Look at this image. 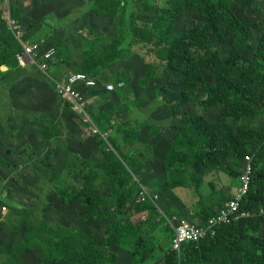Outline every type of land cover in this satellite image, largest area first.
Masks as SVG:
<instances>
[{
  "label": "rangeland",
  "instance_id": "374dc122",
  "mask_svg": "<svg viewBox=\"0 0 264 264\" xmlns=\"http://www.w3.org/2000/svg\"><path fill=\"white\" fill-rule=\"evenodd\" d=\"M99 1L0 0V28L6 26L14 35L20 32L21 46L38 43L42 50L48 47L55 50L45 73L34 64L21 68L14 63L13 69L0 67V264H67L45 257L39 242L26 239L24 219L27 215L46 219L53 225L81 229L97 235L100 240L106 236L105 224L109 221L81 219L77 214L81 206L62 205L53 187H81L82 175L89 172H82V167L90 164L98 168L100 175L92 194L109 197L111 190L107 180L111 164L104 152L112 151L111 145L115 141L122 147L125 144L124 160L130 169L126 178L129 198L118 218L137 225L142 237L139 249L114 247L118 264H162L165 252L171 246L172 225L181 220L179 218H198L194 222L206 219L232 198V188L238 183L241 168L234 156L220 167L221 178L214 182L213 192L194 191L189 170L184 173L182 165L171 176L165 170V152L186 127L189 116L204 114L199 103L205 94L200 86L195 101L184 100L183 76L167 71L157 55L149 52L151 44L136 42L132 47L133 56L110 62L89 74L98 85L93 91L85 90V110L103 136L93 135L78 113L68 110L55 92V78L50 72L55 66L65 72L64 76L74 72L60 62L75 58L82 49L108 42L116 35V18L96 12ZM260 1L262 8L253 24L254 37L246 47L245 55H252L255 43L264 32V0ZM175 2L150 0L139 5V12L147 16V20L164 17L168 33L187 31L199 17L188 12L173 16ZM239 8L237 0L235 9ZM12 11L19 14V21L11 17ZM252 12L248 10L243 14L251 18ZM218 48L227 50L228 45L216 40L209 52ZM146 64H152L155 69L151 83L172 89L171 103L160 99L154 102L147 86L139 83L148 74ZM129 71L132 80L126 90L110 91V94L106 86L112 83L113 75ZM7 72L8 76L5 75ZM103 84L106 91H103ZM175 102L177 108L173 106ZM222 109L214 107L205 115L208 121L221 122L223 130L260 129L263 124L248 118L223 122ZM146 115L153 118L152 123H146ZM127 128L139 133L131 134L129 142L125 143L123 136ZM100 143L104 144L103 148ZM143 196L146 197L144 201L141 200ZM149 197L154 201L153 207ZM193 197H196V203ZM2 207H6V211L3 212ZM259 232L258 236L264 237V229ZM147 252L149 258L142 262ZM230 262L196 264H243L237 259Z\"/></svg>",
  "mask_w": 264,
  "mask_h": 264
},
{
  "label": "trees",
  "instance_id": "16d2710c",
  "mask_svg": "<svg viewBox=\"0 0 264 264\" xmlns=\"http://www.w3.org/2000/svg\"><path fill=\"white\" fill-rule=\"evenodd\" d=\"M149 1L100 0L96 12L116 18V35L108 42L82 49L75 58L63 60L60 64L68 67L70 71L82 72L91 78L89 74L96 69L104 68L108 63L118 59L133 56L132 47L136 42L144 41L151 44L149 52L157 55L165 69L183 76L184 100L195 101L200 86L205 94L199 103L204 114L189 116L186 127L180 131L165 152V170L172 175L175 170L179 171V166L182 165L185 167L184 173L189 170L191 184L195 185L194 191L205 189L213 192L214 182L221 178L219 169L230 157L234 156V161L242 170L245 156L251 155L252 183L242 205L246 209L264 207V125H261L260 129L226 131L222 129L221 122L208 121L205 115L209 109L222 107L223 122L227 120L239 122L248 118L260 124L264 119V32L261 39L255 43L252 55H245L246 47L251 44L254 37L253 24H256L262 8L261 1L239 0L238 10L235 9L237 0H176L173 16L188 12L197 14L199 18L187 31L173 33L165 30L167 21L164 17L147 20V16L139 12V5ZM248 10L253 11L251 18L243 14ZM12 18L20 20L16 11H12ZM216 40L227 44L228 49L218 48L214 52H209ZM0 46V67L7 66L13 69L15 63L22 68L17 58L23 50L22 46L13 31L6 26L0 28ZM202 52L203 54L198 56ZM55 67L50 76L56 81L65 80L68 72L64 76L65 72ZM145 70L148 74L139 83L147 86L154 102L160 99L161 102L171 103L172 89L156 82L151 83L155 78L152 64H146ZM8 73L5 75L8 76ZM131 80L130 71L114 74L112 83H124L123 87L114 91H125ZM96 84L98 85V82ZM94 87L82 85L80 91L85 97V90L90 92L96 88ZM100 91L102 88L98 90ZM103 91H106L104 84ZM64 104L68 106L69 111L72 109L70 103ZM173 106L177 108V102ZM145 120L150 124L153 118L147 117ZM136 133L139 132L127 128L123 141L129 142L131 134L138 135ZM103 145L100 143L102 148ZM123 146L117 145L115 141L111 145L112 151L104 152L111 164L107 180L111 190L109 197L92 194L99 172L97 167L90 164L86 168L82 167V172L87 170L89 172L82 175L81 187L74 189L57 185L53 187V192L62 205L81 206V211L77 213L81 219L109 221L105 224L106 236L101 240L97 235L85 233L78 228L53 225L46 219L31 215L25 217L24 223L28 234L26 239L39 242L45 257L67 264H118L114 247L139 249L142 239L139 227L118 218L129 198L126 178L130 169L124 160L125 144ZM135 185L137 186L138 182ZM150 201L153 207L154 203ZM207 218L200 220L205 222ZM263 229L264 218L242 219L220 226L214 237L208 236L197 243L183 244L179 252L172 249L173 233L171 246L165 252L162 264L229 263L233 259L240 260L243 264H264V237L258 236L259 231ZM148 258L147 252L141 260L146 262Z\"/></svg>",
  "mask_w": 264,
  "mask_h": 264
},
{
  "label": "built area",
  "instance_id": "2783aa9c",
  "mask_svg": "<svg viewBox=\"0 0 264 264\" xmlns=\"http://www.w3.org/2000/svg\"><path fill=\"white\" fill-rule=\"evenodd\" d=\"M16 39H21V33L15 34ZM22 52L17 55L18 61L22 67L34 64L37 68L45 73L49 70L50 62L54 57L55 50L53 47L41 49L38 43H31L22 46ZM94 87L96 80L89 78L82 72H71L62 82L55 81L56 91L64 103H70L72 110L81 117L85 125H88L93 135L103 136L99 129L94 125L89 113L86 112V99L80 91V86ZM124 86L123 82L117 84L110 83L106 86L108 91H114L116 88ZM245 165L241 170L239 184L230 200H227L212 216L208 217L205 222L202 220L190 222L181 219L172 225L173 239L172 249L180 251L183 244L197 243L206 237H214L218 228L222 225H229L242 219L264 218V207L256 209H246L242 205L245 196L250 190L253 177L252 156H245ZM150 198V197H149ZM145 196L141 198L142 201ZM152 199V198H151ZM153 201V200H152ZM154 202V201H153ZM6 211V207H2ZM144 214L141 215V218Z\"/></svg>",
  "mask_w": 264,
  "mask_h": 264
},
{
  "label": "crops",
  "instance_id": "0c3cea01",
  "mask_svg": "<svg viewBox=\"0 0 264 264\" xmlns=\"http://www.w3.org/2000/svg\"><path fill=\"white\" fill-rule=\"evenodd\" d=\"M12 17V16H11ZM56 81V80H55ZM54 82V81H53ZM55 83V82H54ZM53 83V84H54ZM55 92L57 93V91L55 90ZM57 95H58V93H57ZM59 96V95H58ZM149 115H146L145 116V118H147ZM259 122V121H258ZM263 123V124H262ZM261 124H262V126L264 125V119H262V121H261ZM171 176V175H170ZM237 186L238 185H236L234 188H232L233 189V195H234V192H235V190H236V188H237ZM157 198H158V196H157ZM194 198V203H196V197H193ZM150 200H152L151 198H150ZM225 204V203H224ZM223 204V205H224ZM189 214H191V213H189ZM179 219H186V218H179ZM198 219V218H197ZM196 218L194 219H190V218H188V219H186V220H188V221H190V222H194L195 220H197Z\"/></svg>",
  "mask_w": 264,
  "mask_h": 264
}]
</instances>
